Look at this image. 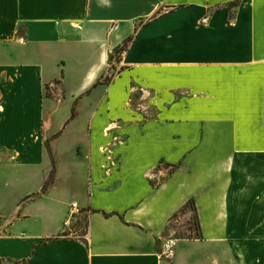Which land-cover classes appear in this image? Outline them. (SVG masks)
Masks as SVG:
<instances>
[{
	"label": "crops",
	"instance_id": "0c3cea01",
	"mask_svg": "<svg viewBox=\"0 0 264 264\" xmlns=\"http://www.w3.org/2000/svg\"><path fill=\"white\" fill-rule=\"evenodd\" d=\"M0 153V264H264V0H0Z\"/></svg>",
	"mask_w": 264,
	"mask_h": 264
},
{
	"label": "rangeland",
	"instance_id": "374dc122",
	"mask_svg": "<svg viewBox=\"0 0 264 264\" xmlns=\"http://www.w3.org/2000/svg\"><path fill=\"white\" fill-rule=\"evenodd\" d=\"M118 55H119V53L117 51H114L112 58L118 59L117 58ZM105 80H106V78H105ZM43 97L53 98V99H55L56 102H58L62 99L61 95H59V96L54 95L52 90L50 89V87H47L45 89V93H44ZM6 161H10V159H8L6 154L0 153V162H6ZM51 174L53 175V170L51 171ZM50 179L48 180V183H49ZM189 207H192V205H190ZM190 211L192 212V214H191L190 218H188V219L179 218L181 215H176V217H174L172 219L171 225L173 226V228L176 231V233H175L176 236H194V235H197V233H198L197 220H196L194 212L192 210H190ZM67 216L68 215H66V217ZM63 222H64V220H63ZM6 223L7 222L5 220H2L0 217V225H1V228H3V229L0 228L1 233L3 231L4 232L6 231V229L3 226V225H6ZM85 227H86V219H85L84 215L76 214L75 217H73L72 223L70 224L67 232H70L71 230L72 231L79 230V231L84 232ZM61 234H62V232H61ZM64 237L70 238V236H68V235H65Z\"/></svg>",
	"mask_w": 264,
	"mask_h": 264
},
{
	"label": "built area",
	"instance_id": "2783aa9c",
	"mask_svg": "<svg viewBox=\"0 0 264 264\" xmlns=\"http://www.w3.org/2000/svg\"><path fill=\"white\" fill-rule=\"evenodd\" d=\"M79 212H80V208H79L77 202H75V201L72 202L70 204V207H69L68 216L64 219V222H63V228H62V234H61L62 237H64L65 235H68L70 237H76V235H77L76 230H74V231L71 230L70 232H67V231H68L70 224L72 223L73 217H75L76 214H79ZM82 236L83 237L87 236L86 230L84 231ZM175 241H176V239L174 237H168L163 242L162 254L165 257L170 258L171 256H173Z\"/></svg>",
	"mask_w": 264,
	"mask_h": 264
},
{
	"label": "trees",
	"instance_id": "16d2710c",
	"mask_svg": "<svg viewBox=\"0 0 264 264\" xmlns=\"http://www.w3.org/2000/svg\"><path fill=\"white\" fill-rule=\"evenodd\" d=\"M132 37L128 38L127 40L124 41V43L120 46H118L115 51H117L118 53H122L123 51H125L126 49H128V45L129 42L131 40Z\"/></svg>",
	"mask_w": 264,
	"mask_h": 264
}]
</instances>
